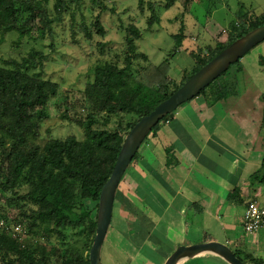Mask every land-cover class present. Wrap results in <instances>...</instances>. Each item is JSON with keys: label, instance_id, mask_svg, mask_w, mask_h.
I'll return each instance as SVG.
<instances>
[{"label": "trees", "instance_id": "obj_1", "mask_svg": "<svg viewBox=\"0 0 264 264\" xmlns=\"http://www.w3.org/2000/svg\"><path fill=\"white\" fill-rule=\"evenodd\" d=\"M85 1L0 0V46L9 32H17V46H21L26 38L34 42L49 39L54 48L55 26L64 23L66 14L81 10ZM179 1L167 0L166 8L175 7ZM185 1V11L188 12L187 5L193 0ZM92 8L101 13L108 10L104 0H93ZM101 13L92 23V28L82 23L81 32L89 40L95 39V33L101 37L107 34L101 23ZM249 15L239 11L237 18L240 22L231 24L233 31L227 42L215 40V46L207 51L201 48L192 50L195 66L191 72H184L180 82L169 77V62L135 71L133 62L139 56L137 42L143 35L136 25L127 27L124 65L119 62L99 63L93 69L94 80L84 91L89 110L85 120L77 121L84 130L82 141L69 136L39 144L42 124L50 117L48 106L59 92L58 83L46 79L41 71L37 72L44 67L48 55L32 48L19 61L9 59L2 63L0 59V199L9 196V206L19 210L14 223L24 226L31 237L29 241H22L21 236L12 235L8 226L0 227L2 264H67L69 259H85L86 264H91L90 251L97 235L101 193L114 172L131 130L234 42L264 26V14L248 23ZM154 21L160 22L155 13L149 21L150 27ZM185 32L183 23L181 32L172 37L178 49L183 47ZM143 58L148 60L146 56ZM227 72L195 99L204 97L212 108L239 98L241 94L234 92L233 86L236 78L230 76L220 82ZM235 86L238 88L237 83ZM261 100L264 102V95ZM130 115L136 119L124 125L123 116ZM114 118L120 120L112 129L110 124ZM171 119H174L173 114L162 120L150 134L160 144L166 158L165 168L169 170L182 165L176 147L162 137L165 136V125ZM143 158L139 150L129 170L137 167ZM251 180L264 184V161L261 170ZM120 186L114 211L120 199ZM24 189L27 192L21 194ZM232 198L238 206L245 202L239 189L235 190ZM90 203L95 206L89 208ZM1 217L0 221L11 223L9 217ZM79 241L84 242L83 251L78 247ZM64 248L66 250L62 251ZM84 252L87 253L86 258L83 257ZM235 254L247 264L237 252ZM247 259L260 264L250 255Z\"/></svg>", "mask_w": 264, "mask_h": 264}, {"label": "rangeland", "instance_id": "obj_2", "mask_svg": "<svg viewBox=\"0 0 264 264\" xmlns=\"http://www.w3.org/2000/svg\"><path fill=\"white\" fill-rule=\"evenodd\" d=\"M166 1L104 0L108 10L101 13L100 10H92L93 0H86L81 10L76 9L73 14H66L64 23L55 26L57 36L54 48L51 47L52 43L49 39L34 42L26 38L21 46H17L15 43L19 39L18 33L9 32L6 35L5 42L0 46L2 63L9 59L19 61L27 56L32 48H36L48 55L44 67L37 72L41 71L46 79L59 84L58 95L48 106L50 117L42 124L40 145H44L50 139H65L69 136L84 140V130L77 123L86 119L89 110L84 91L87 84L94 80L93 69L99 63L119 62L120 65H124L127 49L125 29L130 25H136L143 35L137 42L139 56L133 62L135 71L169 62L171 68L169 77L180 82L184 72H191L195 66V59L191 55L192 50L201 48L207 51L211 46H215V40L227 42L233 31L231 24L239 21L237 15L240 10L250 14L248 23L251 20L256 21L258 16L264 14V0H193L187 5L188 12L185 11V0H180L171 9L166 8ZM100 13L102 14L101 23L106 28L107 34L101 37L95 33V39L89 40L81 32L82 23L92 28V23L96 21ZM154 13L160 22L154 21L153 26L150 27L149 21ZM183 23L186 25L185 41L183 47L178 49L172 37L181 32ZM218 34L221 35L218 36ZM1 36L0 32V39ZM102 49H104L103 52ZM143 56H146L148 60H145ZM227 73L220 82L230 76L232 79L236 78L234 83L238 84V88L234 84V92L239 91L242 95L245 90L250 89L258 92L262 97L264 95V42L234 64ZM260 103L264 107L263 100L257 103L260 108L258 116L261 117L264 112L261 111ZM187 105L189 103L178 110L185 109ZM175 113H173L174 117ZM135 119L136 116L131 115L122 118L124 125ZM119 120L114 118L110 128L114 129ZM152 137L150 135L144 142L140 154L145 151L148 143L151 147L154 146L151 142ZM130 171L121 182L120 199L102 251L103 264H157L158 260L160 264H165L163 260H166L169 254L172 255L179 246L194 244L193 235L199 238L203 232L206 242L211 239L220 240L219 242L222 243L226 241L221 236V233H224L223 229L217 226L213 228L210 223L202 229L201 225L205 224L202 217L188 212L186 214L188 221L196 227L191 226L188 239H178L177 247L170 245L167 235L172 239L174 233L169 235L166 220L160 218V221H157L150 214L146 198L141 194L140 188H136L135 180L137 179H134L133 169ZM26 192V189L20 191L21 194ZM8 199L9 196L0 199V218L3 215L7 216L11 223L7 224L6 221L1 220L0 227L3 229L8 226L13 236H21L22 241H29L31 237L26 233L25 227L14 223L13 219L19 215V210L9 206ZM93 206L95 204L90 203L89 208ZM239 208H243V205ZM43 243H46V240ZM243 243L246 246L241 253L235 247L231 248L247 264H253L247 259L249 255L256 259L257 263L264 264V230L256 236L245 234ZM78 247L83 251L84 242L79 241ZM65 250L66 248L62 249V251ZM86 256L87 253L84 252L83 257L86 258ZM84 260L69 259L67 264H86ZM0 264H2L1 261ZM190 264L224 263L207 256L200 257Z\"/></svg>", "mask_w": 264, "mask_h": 264}, {"label": "crops", "instance_id": "obj_3", "mask_svg": "<svg viewBox=\"0 0 264 264\" xmlns=\"http://www.w3.org/2000/svg\"><path fill=\"white\" fill-rule=\"evenodd\" d=\"M259 101V93L248 89L239 98L212 108L204 97H199L178 110L165 125L162 136L171 141L182 158V165L173 170L165 168L160 144L153 139V147L147 144L144 158L133 168L136 188L146 198L150 214L157 221H167L169 235L174 233L172 239L167 235L170 245L177 247L178 239L190 237L191 226H195L188 221L186 214L190 212L202 217V229L209 223L213 228L220 227L226 240L223 244L243 251L247 204L256 201L264 206V186L251 180L264 161V114L258 116ZM236 189L245 201L243 208L232 198ZM204 235H193L192 245L206 243ZM212 241L220 240H208ZM170 256L162 262L166 263ZM207 256L228 264L216 255Z\"/></svg>", "mask_w": 264, "mask_h": 264}, {"label": "water", "instance_id": "obj_4", "mask_svg": "<svg viewBox=\"0 0 264 264\" xmlns=\"http://www.w3.org/2000/svg\"><path fill=\"white\" fill-rule=\"evenodd\" d=\"M263 42L264 26L238 39L201 69L178 92L159 105L150 115L144 117L131 130L122 147L114 172L101 193L97 235L90 251L91 264H103L102 251L112 225L119 186L153 129L166 117L175 113L180 107L198 97L208 86ZM207 254L216 255L228 264H246L236 256L230 246L216 241L179 246L167 259L165 264H183L186 261Z\"/></svg>", "mask_w": 264, "mask_h": 264}, {"label": "built area", "instance_id": "obj_5", "mask_svg": "<svg viewBox=\"0 0 264 264\" xmlns=\"http://www.w3.org/2000/svg\"><path fill=\"white\" fill-rule=\"evenodd\" d=\"M243 228L246 234H257L264 230V206L256 201L247 204Z\"/></svg>", "mask_w": 264, "mask_h": 264}]
</instances>
